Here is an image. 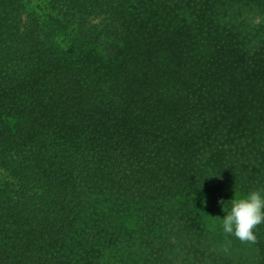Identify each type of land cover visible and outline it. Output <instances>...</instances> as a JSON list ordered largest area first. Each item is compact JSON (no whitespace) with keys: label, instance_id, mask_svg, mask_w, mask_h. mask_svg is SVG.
Returning a JSON list of instances; mask_svg holds the SVG:
<instances>
[{"label":"trees","instance_id":"16d2710c","mask_svg":"<svg viewBox=\"0 0 264 264\" xmlns=\"http://www.w3.org/2000/svg\"><path fill=\"white\" fill-rule=\"evenodd\" d=\"M263 176L264 0H0V264H166Z\"/></svg>","mask_w":264,"mask_h":264},{"label":"rangeland","instance_id":"374dc122","mask_svg":"<svg viewBox=\"0 0 264 264\" xmlns=\"http://www.w3.org/2000/svg\"><path fill=\"white\" fill-rule=\"evenodd\" d=\"M257 20L258 17L254 18ZM254 189L264 190V176L247 183L235 198ZM204 211L200 214L204 215L205 222L197 228L169 226L168 237L162 244V252L168 258L166 264H258L253 244H242L223 232L220 218L226 212L222 211L221 205L214 204Z\"/></svg>","mask_w":264,"mask_h":264},{"label":"clouds","instance_id":"9594fccd","mask_svg":"<svg viewBox=\"0 0 264 264\" xmlns=\"http://www.w3.org/2000/svg\"><path fill=\"white\" fill-rule=\"evenodd\" d=\"M229 202L218 200L222 211L226 212L220 218L223 232L242 244H255L256 229L264 224V190H251L243 197L233 198Z\"/></svg>","mask_w":264,"mask_h":264}]
</instances>
